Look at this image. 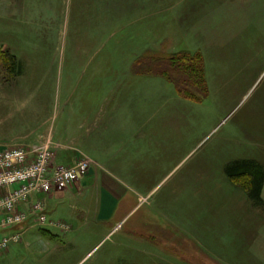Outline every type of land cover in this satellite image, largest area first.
Listing matches in <instances>:
<instances>
[{"label":"rangeland","instance_id":"obj_1","mask_svg":"<svg viewBox=\"0 0 264 264\" xmlns=\"http://www.w3.org/2000/svg\"><path fill=\"white\" fill-rule=\"evenodd\" d=\"M131 1L141 6L140 13H130L135 24L119 13L124 5L131 10ZM148 50L165 57L199 53L208 91L201 102L179 94H160L167 103L146 101V122L155 117L147 127L155 131L142 144L161 147L155 163L170 161L143 176L148 199L139 203L132 193L114 229L87 218L83 208L90 210L94 194L84 192L75 201L77 219L64 210L68 202L60 205L59 216L73 229L57 237L32 229L22 243L8 246L0 264H264V203L252 218L235 215L246 192L226 176L235 161H256L264 170V0H0V95H14L19 114L26 101L46 96L53 117L64 110V98L74 101L77 82L113 81L118 69L124 73L135 55ZM166 173L167 184L169 178L159 181ZM186 173L187 182L178 181ZM162 202L174 206L172 217L180 224L188 226L183 219L192 217L204 227L211 252L203 253L205 262L196 254L202 248L176 222L145 214Z\"/></svg>","mask_w":264,"mask_h":264},{"label":"crops","instance_id":"obj_2","mask_svg":"<svg viewBox=\"0 0 264 264\" xmlns=\"http://www.w3.org/2000/svg\"><path fill=\"white\" fill-rule=\"evenodd\" d=\"M127 7H132V9L126 10L124 5L122 10L119 9V13L122 16H130V20L133 19L130 15L133 9L141 12V6L135 4L134 1H131ZM145 7L146 5H143L145 11L143 18L147 20ZM132 22L136 23L135 20ZM159 53H162V50L159 52L148 50L143 54L135 55L127 64L124 73H118L120 69L115 72L113 81L77 82L74 85V101H72L71 96H68L66 101L64 98V110L53 117H50L49 105L47 106L44 98L46 96L32 98L29 102L26 101L25 113L19 114L17 107H12L14 95H0V151L32 146L49 135L52 141L60 146L55 149V165H72L82 155L90 158L93 163V168L91 167L85 176L64 192L34 196L18 207V213L23 211L28 214L31 204L35 201H41L45 208L44 221L30 220L21 231L15 234L2 235L0 233V244L3 242V236L8 235L6 237L7 243L0 248V257L7 251L10 244L22 243V237L32 229H40L44 234L52 237L56 236V233L68 232L73 229L75 226H70V223V225L67 224L59 215L65 210L75 219L76 213H80L75 201L84 192L91 190L94 194L90 210L88 207L83 208V213L87 218L91 217L99 225L113 223L114 229L121 224V214L125 211L126 205L133 200L130 196L132 193L137 196L139 203H141V198L148 199V195L145 194L147 186L144 188L142 183L145 182L143 176L148 177L149 171L155 172L157 165L162 167L170 161L155 163L159 160L157 153L161 147L142 144L146 134L155 131V129L151 130L148 129L151 127H147V124L151 123L155 117L150 116L146 122L149 116L145 110V105L148 104L146 101L162 100L167 103L163 99L164 96L168 94L167 97L169 98H177L178 93L172 84L161 77L135 74L133 67L141 56L146 54L153 56ZM169 86L174 88V93L169 90ZM87 93L91 96L85 95ZM79 94L85 96H78ZM160 94L165 95L161 97ZM155 104L152 106L154 107ZM56 122L57 128H55ZM151 151L154 152L152 156L147 154ZM147 164L151 168L147 172H143V168ZM169 175L170 173H166L159 181H166L169 178L166 181L167 184L170 180ZM186 175L187 173L181 175L178 181L187 182ZM130 181H133L132 186ZM178 181L174 185L175 190L179 188ZM134 183H138L136 188H133ZM172 187L173 184L167 186L168 190ZM10 190H0V197ZM263 198L264 183L260 191V201L264 203ZM64 202L68 203L63 210L60 205ZM240 202L242 209L236 211L235 215H239L243 211V214L252 218L253 209L255 210L254 213H257L258 202L250 199L246 193L240 197ZM159 206L160 209L153 205L149 210H145V214L148 216L149 212L154 214L156 212L169 222H176L179 225L177 228L185 231L187 238L202 248L201 255L198 252L196 254L200 257V261L205 262V259L202 258L204 257L203 253L209 254L211 252L207 249L208 241L204 237L203 231H206L204 227L200 229L199 226L194 225L192 217L183 219L187 225L189 224L188 226L182 225L172 217L171 210L174 209V206L168 207L164 202ZM80 209L82 210V207ZM248 210L251 213H248ZM130 212L133 210L130 209ZM46 216L53 217L56 221L47 222ZM73 219L69 222L78 224L77 221L79 220ZM5 221L4 215H1L0 227L5 224ZM80 221L83 222L84 220Z\"/></svg>","mask_w":264,"mask_h":264},{"label":"built area","instance_id":"obj_3","mask_svg":"<svg viewBox=\"0 0 264 264\" xmlns=\"http://www.w3.org/2000/svg\"><path fill=\"white\" fill-rule=\"evenodd\" d=\"M54 146L47 138L28 148L0 152V189L17 186L0 197V216L4 215L6 220L0 229H8L27 220L23 213L17 212V208L30 196L62 192L91 167V160L86 157H80L72 166L54 167ZM43 211V204L37 202L32 206L30 217L43 222ZM2 241L0 248L5 246L7 239Z\"/></svg>","mask_w":264,"mask_h":264},{"label":"trees","instance_id":"obj_4","mask_svg":"<svg viewBox=\"0 0 264 264\" xmlns=\"http://www.w3.org/2000/svg\"><path fill=\"white\" fill-rule=\"evenodd\" d=\"M152 56V55H151ZM13 69L14 58L10 57ZM149 59V60H147ZM133 73L158 76L172 84L183 98L201 102L208 94L202 56L199 53L187 52L169 56H141L133 67ZM253 161H235L226 168V175L231 180L242 182L247 196L260 203V191L264 183V170Z\"/></svg>","mask_w":264,"mask_h":264}]
</instances>
